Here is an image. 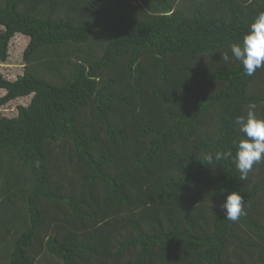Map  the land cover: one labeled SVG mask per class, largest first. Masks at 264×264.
<instances>
[{
    "label": "trees",
    "instance_id": "1",
    "mask_svg": "<svg viewBox=\"0 0 264 264\" xmlns=\"http://www.w3.org/2000/svg\"><path fill=\"white\" fill-rule=\"evenodd\" d=\"M264 0H0V264H264V163L236 118L264 69L231 57ZM233 158L206 166L204 158ZM39 160V167L36 161ZM202 161V162H201ZM247 215L225 218L228 194Z\"/></svg>",
    "mask_w": 264,
    "mask_h": 264
},
{
    "label": "clouds",
    "instance_id": "2",
    "mask_svg": "<svg viewBox=\"0 0 264 264\" xmlns=\"http://www.w3.org/2000/svg\"><path fill=\"white\" fill-rule=\"evenodd\" d=\"M222 59L225 62H229L230 59L240 62L248 76L255 75L258 69H264V11L259 12L250 24L243 41L231 45V57L226 52ZM235 122L244 138L236 144L234 162L240 173L238 178L246 181L254 166L264 163V115L257 113V104L252 102L247 106L246 115L238 116ZM230 158H233L230 149L217 151L214 154H207L204 158L207 163H203L208 166L214 159L219 161ZM35 163L39 167V160ZM244 200V195L239 191L228 194L226 201L221 205L226 210L225 218L238 222L242 215H247Z\"/></svg>",
    "mask_w": 264,
    "mask_h": 264
},
{
    "label": "rangeland",
    "instance_id": "3",
    "mask_svg": "<svg viewBox=\"0 0 264 264\" xmlns=\"http://www.w3.org/2000/svg\"><path fill=\"white\" fill-rule=\"evenodd\" d=\"M4 27L0 26V32L4 31ZM29 37L18 33L16 36L11 40L10 43V56L6 62H2L0 60V74H3L5 77L14 80L20 74L24 72V59H23V52L29 43ZM4 89H0V97L6 93L3 92ZM32 99V96L22 97L15 99L8 104L0 107V116H16L18 114V106L19 105H28Z\"/></svg>",
    "mask_w": 264,
    "mask_h": 264
},
{
    "label": "crops",
    "instance_id": "4",
    "mask_svg": "<svg viewBox=\"0 0 264 264\" xmlns=\"http://www.w3.org/2000/svg\"><path fill=\"white\" fill-rule=\"evenodd\" d=\"M3 92H5V90Z\"/></svg>",
    "mask_w": 264,
    "mask_h": 264
}]
</instances>
